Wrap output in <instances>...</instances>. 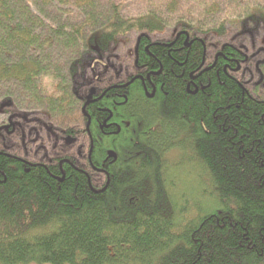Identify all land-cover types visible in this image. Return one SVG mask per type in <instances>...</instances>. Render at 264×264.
<instances>
[{"label":"trees","instance_id":"1","mask_svg":"<svg viewBox=\"0 0 264 264\" xmlns=\"http://www.w3.org/2000/svg\"><path fill=\"white\" fill-rule=\"evenodd\" d=\"M261 29L264 0H0V130L73 164L0 132V264H264Z\"/></svg>","mask_w":264,"mask_h":264},{"label":"flooded vegetation","instance_id":"2","mask_svg":"<svg viewBox=\"0 0 264 264\" xmlns=\"http://www.w3.org/2000/svg\"><path fill=\"white\" fill-rule=\"evenodd\" d=\"M217 60V59H216ZM261 63V62H260ZM260 63H258V66H259V64ZM203 66H204V64H203ZM258 66H257V68H258ZM139 77V79L138 80H140L143 84H145L144 83V79H143V77H142V75H140V76H136L135 78H138ZM134 78V79H135ZM134 79H132V81L131 82H133V80ZM252 79H253V77H252ZM263 82V81H262ZM261 81L260 82H256V86L260 83H262ZM122 88H125L124 86H121ZM121 87H115V88H121ZM90 93H89V96H87V97H85V100H83L84 101V107L86 106V108L87 107H93V106H95V107H98L99 106V102L102 100V99H104L105 98V96H106V94L107 93H109V91H94V93L92 94V91H89ZM261 92V91H260ZM91 123H92V121L91 120H89V123H88V126H87V129H86V131L88 132V134H89V137H90V139H92V137H91V134H90V126H91ZM16 127L14 128V131H15V133L17 132V131H19V133L21 134V136L22 137H24V138H22L21 139V143H22V145H23V149H24V151H25V157L28 159V157H29V151H28V145L26 144V139H25V135H26V131L29 133V135L31 136V139H30V141H31V147H33V146H38L39 148L37 149L36 148V150H35V154H37L36 156H38V158H39V160H38V162L36 163V162H33V164H40V165H43V166H47V164H50V165H58V167L60 168V170H63V165L64 164H69V165H72L73 166V164L71 163V161L69 160V159H64L63 157H60V156H58V155H56V153L53 151V152H50L51 151V149H52V147L55 149V150H57V149H63L64 148V145L62 146V145H60V142H59V137L56 135V134H54L52 131H49L46 127H44V129L49 133V135H50V137L53 139V140H51V141H53L54 142V144L53 145H51V141H48L46 144H41V143H39V138H40V135L43 133V130H42V128H38L37 126H33V127H31L29 130H25L23 127H22V125H21V123L20 122H16ZM113 124L111 123V119H106L105 121H104V125H101L100 126V130L104 133V134H106L105 133V131H109V129L111 128V126H112ZM11 130L13 131V128H11ZM4 132V131H3ZM4 133H7V134H10L11 133V131H9V129H8V131L7 132H4ZM109 133H107L106 135H108ZM34 135V136H33ZM66 140H69V139H66ZM72 142V144L73 145H75L76 144V142L74 141V140H71ZM75 149H76V152H77V154H78V156L80 157V158H83V147L81 146H76L75 147ZM92 151H93V142L91 141V149H90V152H89V155H88V159H89V164H90V166L92 167V170L93 171H95L96 173H98L99 175H101V177H102V179L104 180L105 179V181L108 183V181H109V177H108V175H107V172H106V170H105V168H104V166H102L101 168H96V167H94L93 166V164L91 163V156H92ZM54 159H57V160H59V161H57L56 163H53V160ZM109 159L110 158H108L106 161H105V163L106 162H108L109 161ZM23 162H25V163H27L26 161H24L23 160ZM29 165H32V164H30V163H28ZM89 175V174H88ZM90 176V175H89ZM105 177V178H104Z\"/></svg>","mask_w":264,"mask_h":264},{"label":"rangeland","instance_id":"3","mask_svg":"<svg viewBox=\"0 0 264 264\" xmlns=\"http://www.w3.org/2000/svg\"><path fill=\"white\" fill-rule=\"evenodd\" d=\"M242 42H244V45L246 47V51H247V55L250 54V56H253V62H254V66L255 68H257L258 66V63L260 64H263L264 63V30H258L257 33L254 35V36H245L243 37L242 39H240ZM121 53H118L117 51L114 52V55L113 56H116V57H119L121 58V55L122 56H125L126 54L129 53V49L128 48H125L123 47L121 50H120ZM250 58V57H249ZM124 59V58H123ZM99 62L102 61L101 59L98 60ZM259 64V65H260ZM92 67L96 70H101V65H99L98 63H94L92 65ZM253 78L255 80H253L254 82L257 81L258 79V74L253 71ZM95 90V89H94ZM263 92V91H262ZM24 128V127H23ZM25 129V128H24ZM26 130V129H25ZM6 135L8 136H12L15 134V131L11 132V134H7L5 133ZM23 137L22 136H19L18 138H15L13 137L12 141L14 143H16L17 141L21 142V139ZM51 144L53 145L54 142L51 141ZM28 148L30 149V151L34 152L35 153V150L36 148L38 149L39 147L38 146H33V147H29Z\"/></svg>","mask_w":264,"mask_h":264},{"label":"water","instance_id":"4","mask_svg":"<svg viewBox=\"0 0 264 264\" xmlns=\"http://www.w3.org/2000/svg\"><path fill=\"white\" fill-rule=\"evenodd\" d=\"M137 80L139 79V77L138 78H136ZM136 79H134V81L136 80ZM133 81V82H134ZM130 84H132V82H130L129 84H127L126 86H124V87H127V86H129ZM94 93V91H92V94ZM88 105V104H87ZM86 105V106H87ZM86 106L83 108V110H85L86 109ZM16 123H13L12 125H10V126H6V127H3V128H1V130H0V132H7L8 131V129L11 127V128H13V131H14V128L16 127ZM13 131H11V132H13ZM11 134V133H10ZM109 158H114L115 160H116V156H115V154H113V153H110L109 154Z\"/></svg>","mask_w":264,"mask_h":264},{"label":"bare ground","instance_id":"5","mask_svg":"<svg viewBox=\"0 0 264 264\" xmlns=\"http://www.w3.org/2000/svg\"><path fill=\"white\" fill-rule=\"evenodd\" d=\"M135 79H136V78H135ZM136 80H137V79H136ZM136 80H135V81H136ZM133 81H134V80H133ZM118 82H119V81H118ZM122 82H123V81H122ZM124 83H125V82H124ZM124 83H123V84H124ZM92 91H96V90L93 89ZM46 128H47V127H46ZM9 129H10V128H9ZM47 129H48L49 131H51L49 128H47ZM23 138H24V137H23ZM76 141H77V140H76Z\"/></svg>","mask_w":264,"mask_h":264}]
</instances>
